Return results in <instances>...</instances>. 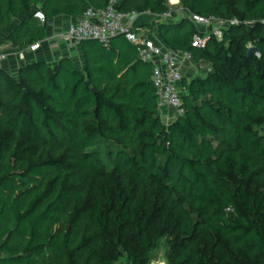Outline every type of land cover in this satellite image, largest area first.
<instances>
[{
  "label": "trees",
  "instance_id": "trees-1",
  "mask_svg": "<svg viewBox=\"0 0 264 264\" xmlns=\"http://www.w3.org/2000/svg\"><path fill=\"white\" fill-rule=\"evenodd\" d=\"M108 2L0 0V52ZM180 5L237 23L204 48L187 17L156 25L157 44L206 64L182 79L184 113L168 124L153 65L124 36L78 42L81 61L0 65V264H150L162 241L167 264H264V0ZM118 10L168 8L121 0Z\"/></svg>",
  "mask_w": 264,
  "mask_h": 264
},
{
  "label": "built area",
  "instance_id": "built-area-1",
  "mask_svg": "<svg viewBox=\"0 0 264 264\" xmlns=\"http://www.w3.org/2000/svg\"><path fill=\"white\" fill-rule=\"evenodd\" d=\"M121 0H109L102 8H88L82 16L59 36L66 42L78 43L85 39L98 41L103 46H108L116 36H124L127 41L136 48L137 58L153 65L152 81L156 89L158 109L161 113L164 109H172L176 115L184 113L181 107L182 95L185 92L180 83L183 79L182 66L190 62L191 56L187 52L174 51L164 48L149 37L143 28L137 25L138 19L150 12H121L118 5ZM168 8L164 17L174 14L176 18L187 17L195 25L204 27L201 34L193 36L192 44L197 48H204L211 37L220 40L223 29L228 25L236 24V20L226 21L215 17H203L192 14L180 5V0H166ZM34 17L44 23V15L40 11L34 13ZM136 27L139 31H134ZM40 43L31 45L26 50L35 51ZM25 50V51H26ZM17 53L20 59L24 58V52ZM5 53H0V61L6 60ZM150 264H153L152 262ZM164 264V263H163Z\"/></svg>",
  "mask_w": 264,
  "mask_h": 264
},
{
  "label": "crops",
  "instance_id": "crops-1",
  "mask_svg": "<svg viewBox=\"0 0 264 264\" xmlns=\"http://www.w3.org/2000/svg\"><path fill=\"white\" fill-rule=\"evenodd\" d=\"M79 19L78 16L72 15H58L49 20L47 25V36L45 40L38 42L40 46L35 51L26 50L24 58L20 59L15 52L5 53L6 60L0 65L9 70L11 73L16 74L20 66L31 63L33 61L45 62L52 66L58 62L62 57H74L76 60L81 61L82 54L78 47V43L66 42L59 36L64 33L68 27L75 23ZM176 19L174 15L166 16L163 15H145L143 14L137 21L138 26H143L144 31H148L149 28L152 30L149 37L153 40H159L155 31L156 25L161 22H168ZM200 29L201 26H197ZM142 28V27H141ZM205 30V29H204ZM7 48V45L1 46L0 50ZM3 53V52H0ZM78 61V62H79ZM183 78L190 79L199 74L197 66L193 63L188 62L181 68ZM163 121L168 124L175 116V111L172 109H164L162 112Z\"/></svg>",
  "mask_w": 264,
  "mask_h": 264
},
{
  "label": "rangeland",
  "instance_id": "rangeland-1",
  "mask_svg": "<svg viewBox=\"0 0 264 264\" xmlns=\"http://www.w3.org/2000/svg\"><path fill=\"white\" fill-rule=\"evenodd\" d=\"M200 29H203L204 31V27H200ZM152 38V37H151ZM3 49V48H1ZM5 62V60L3 61H0V64ZM206 67V64H201V65H198L197 68H198V72L201 73L204 71ZM165 251H166V244L164 241L161 242L160 246L155 250V252L153 253V258H152V263L153 264H167L166 263V259H165ZM119 264H126L124 263L123 261H121Z\"/></svg>",
  "mask_w": 264,
  "mask_h": 264
},
{
  "label": "water",
  "instance_id": "water-1",
  "mask_svg": "<svg viewBox=\"0 0 264 264\" xmlns=\"http://www.w3.org/2000/svg\"><path fill=\"white\" fill-rule=\"evenodd\" d=\"M119 36H120V35H119ZM251 54H256V55H258V51H257V49H256L255 47H251V48L248 50V55H251ZM85 84H86V85H89L90 82L87 81ZM91 90H92L93 92H96V89H95V88H92Z\"/></svg>",
  "mask_w": 264,
  "mask_h": 264
}]
</instances>
